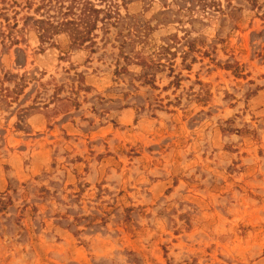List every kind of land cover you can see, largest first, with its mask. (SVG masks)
Here are the masks:
<instances>
[{
  "label": "rangeland",
  "instance_id": "374dc122",
  "mask_svg": "<svg viewBox=\"0 0 264 264\" xmlns=\"http://www.w3.org/2000/svg\"><path fill=\"white\" fill-rule=\"evenodd\" d=\"M125 1L81 50L0 3V264H264V0Z\"/></svg>",
  "mask_w": 264,
  "mask_h": 264
},
{
  "label": "trees",
  "instance_id": "16d2710c",
  "mask_svg": "<svg viewBox=\"0 0 264 264\" xmlns=\"http://www.w3.org/2000/svg\"><path fill=\"white\" fill-rule=\"evenodd\" d=\"M25 2V7L33 10L40 17L39 40L42 44L51 41L56 36L66 35L70 41V49L81 50L96 46L97 32L101 29L104 15H110V23L117 25L123 19L121 9L127 7L125 0H21ZM152 6L160 3L166 11L181 14L182 18L194 16L195 6H187L190 0H142ZM197 2L198 13H205L208 10L222 12L220 0H195ZM11 3L20 5L18 0H0V3ZM132 4V3H131ZM196 8V9H197ZM177 9V10H175ZM113 19V20H112ZM143 31L137 32L140 45L146 47L149 44L150 26ZM104 25L102 26V29ZM105 29V28H104ZM185 33L188 32L185 30ZM134 35V34H133ZM167 45V44H166ZM168 47V46H167ZM123 49V47H121ZM168 49V48H167ZM193 48L183 53V59ZM162 51L166 47H161ZM123 53V51H122ZM125 55V53H123ZM129 61L128 55L124 58Z\"/></svg>",
  "mask_w": 264,
  "mask_h": 264
}]
</instances>
